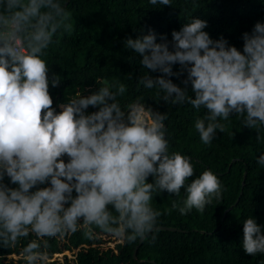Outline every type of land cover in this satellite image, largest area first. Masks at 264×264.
I'll return each mask as SVG.
<instances>
[{
    "label": "clouds",
    "instance_id": "1",
    "mask_svg": "<svg viewBox=\"0 0 264 264\" xmlns=\"http://www.w3.org/2000/svg\"><path fill=\"white\" fill-rule=\"evenodd\" d=\"M173 3L147 0L152 8ZM71 20L65 0H0V248H19L22 264H48L47 241L66 233L147 238L161 215L155 194L183 189L172 203L183 216L203 213L224 191L211 169L190 179L191 158L170 151L167 114L138 101L122 105L124 83L54 104L50 87L60 79L47 53L58 32L72 30ZM207 26L192 16L171 39L162 34L158 42L151 29L126 37L124 47L146 70L139 85L166 104L203 110L193 127L205 145L232 116L264 143V20L242 33V48L214 39ZM256 163L264 168V152ZM242 226L244 253L264 254V225L248 217Z\"/></svg>",
    "mask_w": 264,
    "mask_h": 264
},
{
    "label": "trees",
    "instance_id": "2",
    "mask_svg": "<svg viewBox=\"0 0 264 264\" xmlns=\"http://www.w3.org/2000/svg\"><path fill=\"white\" fill-rule=\"evenodd\" d=\"M65 7L72 13V30L58 32L47 53L50 71L60 79L56 88L50 87L54 104L77 93L86 95L105 82L124 83L122 105L138 101L152 112L167 114L164 124L170 151L191 158L194 176L190 179L211 169L224 191L222 199H214L203 213L192 210L183 216L172 207L173 201H182L183 189L179 196L155 194L152 206L161 213L156 226L180 231L157 229L141 244L140 238L128 242L100 230H93L91 237L84 230L66 233L47 241L48 264H264V254L246 255L241 246L244 219L255 217L264 225V168L256 163L264 143L257 142L258 131L244 127L242 117L232 116L225 132H218L210 145L203 144L193 127L203 110L187 103L166 104L154 89L140 86L146 70L123 44L141 29L156 32L158 42L162 34L171 39L172 30L198 16L208 21L206 30L214 39L223 36L242 48V33L264 20V0H174L163 8H152L147 0H65ZM177 70L179 65H174ZM110 241L116 243L104 246ZM137 245L138 259L144 262L133 257ZM0 264H22L19 248H0Z\"/></svg>",
    "mask_w": 264,
    "mask_h": 264
},
{
    "label": "water",
    "instance_id": "3",
    "mask_svg": "<svg viewBox=\"0 0 264 264\" xmlns=\"http://www.w3.org/2000/svg\"><path fill=\"white\" fill-rule=\"evenodd\" d=\"M235 160H233L232 162H234ZM245 179H246V172H245V174H244V180H243V186L245 185ZM240 198V197H239ZM239 198L237 199V201L232 205V206H230L227 210H226V212L227 211H229V210H231L232 209V207L234 206V205H236V203L239 201ZM225 212V213H226ZM157 229H168V230H179L180 231V229H177V228H175V227H167V226H156V227H154V230H157ZM153 230V231H154ZM145 238H140L139 239V244H141L142 242H143V240H144ZM138 249H139V245H137L136 247H135V249H134V252H133V257H134V259H138ZM138 261H140V262H144L145 260H139L138 259ZM152 261V260H151ZM153 263H155V261H152Z\"/></svg>",
    "mask_w": 264,
    "mask_h": 264
},
{
    "label": "rangeland",
    "instance_id": "4",
    "mask_svg": "<svg viewBox=\"0 0 264 264\" xmlns=\"http://www.w3.org/2000/svg\"><path fill=\"white\" fill-rule=\"evenodd\" d=\"M121 241H122V239L117 240V242H121ZM115 243H116V241L115 242L114 241H110V242L105 243L104 246H108V245L113 246ZM67 253H69V252L67 251Z\"/></svg>",
    "mask_w": 264,
    "mask_h": 264
}]
</instances>
